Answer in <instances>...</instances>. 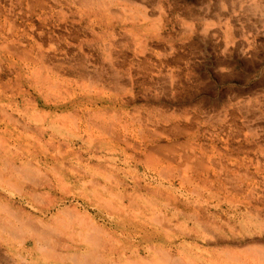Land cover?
Masks as SVG:
<instances>
[{"label": "rangeland", "instance_id": "1", "mask_svg": "<svg viewBox=\"0 0 264 264\" xmlns=\"http://www.w3.org/2000/svg\"><path fill=\"white\" fill-rule=\"evenodd\" d=\"M81 1L0 0V165L30 164L40 195L0 178V198L40 227L76 209L108 232V264L159 263L158 243L187 264H264V0ZM23 240L0 231V264H68Z\"/></svg>", "mask_w": 264, "mask_h": 264}, {"label": "bare ground", "instance_id": "2", "mask_svg": "<svg viewBox=\"0 0 264 264\" xmlns=\"http://www.w3.org/2000/svg\"><path fill=\"white\" fill-rule=\"evenodd\" d=\"M108 1L110 0H104V1H101V2H98V3H95V2H90L87 1V0H82L81 2L84 3V5H86L88 7V9H94L95 13L96 12H103V13H106L108 12L109 10V3H107ZM143 1V0H142ZM108 7V8H107ZM141 10V9H140ZM141 14H144V12L141 10ZM101 14V13H100ZM9 48V47H8ZM39 58V57H38ZM47 61V60H46ZM41 64V63H40ZM41 66V65H39ZM36 68V67H35ZM35 70V69H34ZM40 70V69H39ZM36 69V71L34 72V74L36 75L38 72H41ZM38 76H40V74H38ZM43 76V75H41ZM40 76V77H41ZM35 79V78H34ZM40 79V78H39ZM47 80V79H46ZM40 80H38L39 82ZM59 81V80H58ZM43 82V81H42ZM111 82V81H110ZM40 84V82H39ZM87 92V91H86ZM159 113V112H157ZM72 115V114H71ZM86 117V116H85ZM84 117V118H85ZM101 117V116H100ZM106 117V116H105ZM89 118V117H88ZM149 119V118H148ZM98 120V119H97ZM94 121H96L94 119ZM108 121V120H107ZM136 121H139L136 120ZM135 121V123H136ZM111 122V121H110ZM115 122H113V125H114ZM94 124V123H93ZM99 124V123H98ZM107 124V123H105ZM158 124V123H157ZM92 125V124H91ZM102 126H104V124H102ZM106 126H110V125H106ZM94 128V127H93ZM106 128V127H105ZM108 129V128H106ZM110 129V128H109ZM108 129V131H109ZM144 129V128H143ZM106 132V131H105ZM143 132V131H141ZM151 133V132H150ZM153 134V133H151ZM114 135V134H113ZM88 136V135H87ZM112 136V135H111ZM1 145V144H0ZM2 147V146H0ZM1 149V148H0ZM2 150V149H1ZM155 152H159L158 149L156 150H153ZM155 152L154 153H150L149 157L148 158V161L151 162L152 164H154L156 167H157V161H158V158H156L155 156ZM161 154V153H159ZM3 155V153H2ZM45 155V154H44ZM164 155V154H163ZM8 156V155H7ZM166 156V155H165ZM2 158V156L0 157ZM185 158H187V155L185 156ZM195 158V157H194ZM3 159V158H2ZM9 159V158H8ZM190 159H185V162L183 163L184 166H183V169H182V172H181V177H182V180H184V182L186 181H189V180H194L195 181V178L194 177H190L189 173H190V169H191V166L189 165V161ZM2 161V160H1ZM6 161V160H5ZM3 163V162H2ZM187 163V164H186ZM6 164V163H5ZM27 165V164H26ZM13 167V165H11ZM162 166V165H161ZM1 165H0V178L3 180V183L5 182L7 185L6 186H9V188H12V189H15V191H18L20 192L21 194H26L27 195V198H31V199H38V197H40V195H38V190H32V189H29L27 188L26 186V183H25V180H27L29 177L32 178V176L35 174V169L30 165L28 164L27 166L25 167H21L20 169H13V168H16V166H14L12 169L11 172H5L3 171V169H1ZM197 167V166H196ZM11 168V167H10ZM5 169V168H4ZM9 171V170H8ZM7 173H10V174H7ZM37 173V172H36ZM14 174L17 175V177L14 176ZM25 176L24 178H27V179H23L21 180L19 177V175L22 176ZM166 174V173H164ZM38 175V174H37ZM92 177V176H91ZM39 178V177H38ZM5 180V181H4ZM1 182V180H0ZM28 182V181H27ZM88 183L90 182L87 181ZM1 183V184H3ZM31 183V182H30ZM29 183V184H30ZM92 185L95 186L97 183L96 182H93L92 180ZM32 184V183H31ZM35 184V183H34ZM36 185H39V184H36ZM90 185V184H89ZM2 186V185H1ZM5 186V185H4ZM5 186V188H6ZM32 186V185H31ZM40 186V185H39ZM99 186V184L97 185V187ZM101 186V185H100ZM30 187V185H29ZM36 187V186H35ZM103 187V186H102ZM104 187L106 188V186L104 185ZM101 188V187H100ZM52 189V188H51ZM109 189V188H108ZM107 191V189H106ZM104 192V191H103ZM196 192V191H195ZM106 193V192H105ZM102 194V193H101ZM42 195V194H41ZM114 195V194H113ZM112 196V194H111ZM97 197V201H98V196ZM118 197V195L116 196ZM120 197V196H119ZM6 198V197H5ZM83 198V197H80V199ZM91 198V197H90ZM110 198V196L108 197ZM114 198V197H113ZM122 198V196L120 197ZM41 199V198H40ZM87 199V198H86ZM104 200V199H103ZM115 200V199H114ZM107 201V199H106ZM109 201V199H108ZM108 201H107V205L111 207V205L108 204ZM111 201V200H110ZM122 201V200H121ZM37 202V201H36ZM93 202V200H92ZM101 200L99 201V204H100ZM106 203V202H105ZM176 203V202H175ZM59 204V203H58ZM63 204V203H62ZM92 204V203H91ZM95 204L97 205L98 203H96L95 201ZM123 204V203H122ZM171 203H166L165 205L168 206L170 205ZM177 204V203H176ZM89 205V204H87ZM105 205V206H107ZM116 205V204H115ZM51 206H54V205H51ZM50 206V207H51ZM60 206V205H59ZM179 206V205H178ZM77 207V206H76ZM83 207V206H82ZM85 207V206H84ZM91 207V206H90ZM93 207V206H92ZM104 207V205H103ZM52 208V207H51ZM94 208V207H93ZM106 208V207H105ZM56 209V208H55ZM64 209V208H63ZM62 211L60 210V216H56V217H53L51 219V222L52 224L54 225H57V226H62L60 227L59 229L56 228V227H53V226H49L47 224L43 225L42 227H40L38 225V223L33 220L34 218L32 217V215L24 212L22 210V208L20 207H17L14 202L12 201H7L5 199H3L2 197L0 198V231H2V233H8L9 235H12L13 237H18L20 239H24L23 240V244H25V241L28 240V239H32L33 242L36 244V250L39 251V253L41 255H43V258H44V255H47L46 257H50L52 254H56L55 257H60V259H62L63 261L67 260V263L68 264H108L104 258L102 257V255L100 254V252L104 249L105 247V250L108 249V247L111 246L110 243L108 242H105L104 240L106 239V237L108 236V232L107 231H104L100 228V226H98L96 224V222H93L90 223L88 222L83 216L79 215V212L75 209V210H70V209H64ZM114 209L111 208V210ZM116 209V208H115ZM114 209V210H115ZM119 209V208H118ZM117 209V210H118ZM96 210H99V209H96ZM107 210V209H106ZM112 210V211H114ZM86 211V210H85ZM110 211V210H109ZM97 212V211H96ZM100 212V211H99ZM103 212V211H102ZM101 212V213H102ZM107 212V211H105ZM118 212V211H117ZM116 212V213H117ZM120 212V211H119ZM112 213H115V212H112ZM107 214V213H106ZM109 214V213H108ZM104 215V214H103ZM112 215V214H111ZM110 215V216H111ZM63 217H65L67 219V221H63L65 219H62ZM112 218V217H111ZM110 218V219H111ZM141 220V219H140ZM94 221V220H93ZM132 221V220H131ZM160 221V220H159ZM142 222V221H141ZM144 222V221H143ZM73 225V226H72ZM69 227H77V228H74L73 233L69 236L70 239H72L76 244V245H69V243H64V244H60L59 240L56 238V242L58 240V244L59 245L57 247V250L55 249V246L52 245L54 244L53 243V239L55 238V236L57 235H65L64 233L67 232L66 230H69ZM137 227V226H136ZM147 227V226H145ZM64 228V230H63ZM111 228V227H110ZM138 228V227H137ZM61 229V230H60ZM76 229V230H75ZM112 229V228H111ZM159 229V228H158ZM161 229V228H160ZM163 229V228H162ZM149 230V229H148ZM151 230V229H150ZM154 230V229H153ZM156 230V229H155ZM70 231V230H69ZM161 231V230H160ZM159 231V232H160ZM56 232L57 235H54L53 233ZM138 232V231H137ZM163 232V231H161ZM143 233V232H142ZM145 234V233H144ZM152 234V233H151ZM155 234V233H154ZM158 234V233H157ZM164 234V232H163ZM184 234V233H183ZM62 235V236H63ZM149 235V234H148ZM161 235V233H160ZM66 237H68L67 235H65ZM153 237L156 236V235H152ZM168 236V235H167ZM61 237V236H60ZM151 237V235H150ZM185 237V236H184ZM196 237V236H195ZM217 237V236H216ZM59 238V237H58ZM65 238V237H64ZM69 238V237H68ZM68 238H66L68 240ZM148 238V237H147ZM155 238V237H154ZM174 238V237H173ZM66 240V242H67ZM194 240V239H193ZM55 241V240H54ZM72 241V243H73ZM156 241V240H155ZM70 242V241H69ZM105 242V244L103 243ZM149 242V241H148ZM169 242V241H167ZM159 244V243H158ZM155 246V249H157L155 251L156 254L159 255V258H157V262L159 263H154V264H187L189 262H185L183 261L182 259L180 258H173L172 255H171V251L170 250H167V249H164L161 244ZM164 244V243H163ZM170 244V243H169ZM183 244V243H182ZM181 246H185L186 244L188 243H185L184 245ZM117 245V244H116ZM165 245V244H164ZM189 245V244H188ZM191 245V244H190ZM189 245V246H190ZM193 245V244H192ZM166 246V245H165ZM170 246V245H169ZM179 246V247H181ZM194 247V246H193ZM192 247V248H193ZM69 248H72L73 251L75 253H71V252H66V254H63L61 252L58 251V249L61 251L63 249H65V251H67ZM167 248V247H166ZM79 249L82 251H79ZM129 249V248H128ZM204 250V249H203ZM257 250V249H256ZM64 251V250H63ZM72 251V252H73ZM104 251V250H103ZM175 251V250H174ZM145 252V251H144ZM147 253V251H146ZM201 253V252H200ZM151 254V253H150ZM264 254V253H263ZM49 255V256H48ZM112 257V256H111ZM152 258V256H149ZM148 257V259H149ZM54 258V257H52ZM64 258H66L64 260ZM113 258V257H112ZM45 259V258H44ZM262 259L259 258V261L256 262V264H262L260 261ZM141 263L140 264H149V262H144L146 261V258L145 260H140ZM153 262V261H152ZM161 262V263H160ZM240 264H250L248 262H239ZM151 264V263H150Z\"/></svg>", "mask_w": 264, "mask_h": 264}, {"label": "crops", "instance_id": "3", "mask_svg": "<svg viewBox=\"0 0 264 264\" xmlns=\"http://www.w3.org/2000/svg\"><path fill=\"white\" fill-rule=\"evenodd\" d=\"M155 107H161V109H163V110H171V109H173V107L172 108H167V107H165V106H161V105H159V104H156L155 105ZM173 111V110H172Z\"/></svg>", "mask_w": 264, "mask_h": 264}]
</instances>
